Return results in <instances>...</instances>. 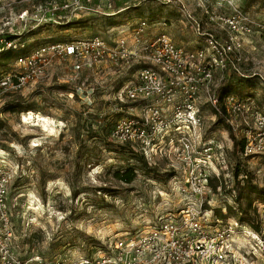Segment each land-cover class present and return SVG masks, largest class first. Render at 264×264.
<instances>
[{"label": "rangeland", "instance_id": "rangeland-1", "mask_svg": "<svg viewBox=\"0 0 264 264\" xmlns=\"http://www.w3.org/2000/svg\"><path fill=\"white\" fill-rule=\"evenodd\" d=\"M181 3L193 20L181 16ZM36 4L21 0L0 16V32L10 27L24 34L26 50L51 39L94 35L112 46L117 29L140 17L154 24L149 37L162 26L174 44H195L197 48L205 32L226 37L221 21L210 20L209 15L226 16L238 10L250 21L251 29L238 34L241 46L232 55L226 73L244 78L234 94L243 100L250 96L264 113V0H111L100 13L69 15L64 21L79 18L83 22L67 27H31ZM21 10L25 21L17 17ZM5 19L12 25L3 27ZM48 66L41 77L18 93L0 97V168L12 173L5 196L10 246L21 260L37 257L45 264H92L111 252L115 241L149 230L156 215L183 208L184 195L176 186L182 185L184 178L176 162L158 154L149 163L154 169L148 173L138 170L130 183L113 176L116 168L130 160L116 149L105 128L130 105L117 97V91L133 77L138 63L114 64L105 59L74 71L70 60L53 59ZM13 68L11 59L0 66V70ZM13 100L31 107L5 109ZM202 113L206 135L223 145V158L208 168V177L218 187H210L201 206L202 211L211 210L204 215L203 224L211 230L236 220L225 207L234 204L229 189L236 160L229 131L213 124L216 115L209 104L202 107ZM233 134L244 136V128L236 126ZM250 142L264 145V136L252 137ZM258 149L238 155L247 160L254 181L264 187V149ZM171 170L174 175L168 176ZM254 205L260 231L245 225L238 229L235 241L244 263L264 264V202L255 201ZM216 209L227 216L216 221Z\"/></svg>", "mask_w": 264, "mask_h": 264}, {"label": "built area", "instance_id": "built-area-1", "mask_svg": "<svg viewBox=\"0 0 264 264\" xmlns=\"http://www.w3.org/2000/svg\"><path fill=\"white\" fill-rule=\"evenodd\" d=\"M20 1L0 0V16ZM30 1L37 3L30 17L32 27L59 23L83 11L100 13L111 0ZM24 13V10L17 13L22 21H25ZM179 13L193 20L183 3ZM209 18L221 21L220 28L226 37L222 39L205 32L200 47L195 49L175 45L164 32L149 37V23L138 18L132 25L117 29L112 46L97 35L44 43L15 56L13 70L0 72L1 97L18 93L41 77L53 59L70 60L74 71L105 59L114 64H139L133 77L117 91V97L130 105L125 114L112 123L109 137L115 142L127 143L148 163L155 154L176 162L184 178L183 184L176 186L184 195L183 208L156 215L149 230L115 241L109 249L111 252L100 255L92 264H246L241 247L235 241L243 225L236 220L211 230L203 225L204 215L211 212L201 210L205 195L210 191L208 168L217 158H223V145L207 136L202 128L201 105L207 103L218 109L215 89L233 63L232 55L241 46L238 34L249 33L250 21L238 10L226 16L209 15ZM8 24L12 22L5 19L3 27ZM6 35L14 37L6 38ZM24 45L20 32L10 27L0 32V50L18 51ZM225 109L230 126L234 130L236 126L244 128V153L264 149V145L250 142L252 137L264 136V113L255 107L252 98L243 100L229 95ZM11 176L12 173L0 168V264H45L37 257L21 260L11 249L12 233L5 200Z\"/></svg>", "mask_w": 264, "mask_h": 264}, {"label": "trees", "instance_id": "trees-1", "mask_svg": "<svg viewBox=\"0 0 264 264\" xmlns=\"http://www.w3.org/2000/svg\"><path fill=\"white\" fill-rule=\"evenodd\" d=\"M110 16V15H109ZM144 18V17H140ZM148 23H150V19L144 18ZM81 23L83 22L79 18H72L67 21H62L59 23H44V24H38L40 26H46L50 24H58V25H64L67 27V25H72L74 23ZM14 35H6V38H13ZM20 37L25 41V45L23 48L19 49L18 51L10 50V49H2L0 50V66H2L3 63H6V60L11 59L13 61L14 57L17 56L19 53H27L30 51V48L26 50V42L27 38L24 34L20 33ZM75 39V38H73ZM201 39H203V36H201ZM72 39L67 40H47L40 44L44 43H51V42H68ZM37 44V45H40ZM35 45V46H37ZM199 45V44H198ZM200 47V45L198 46ZM5 70L6 69H2ZM0 70V72L2 71ZM244 78L243 77H236L235 73L233 74H225L223 80L220 82L218 87L215 89V97L217 100V107L218 109L215 110L211 106V111L216 115V118L213 122L215 125L221 124L223 127H225L230 134V138L233 143V152L235 154V164L232 169V176H233V185L229 189L230 196L233 199V205H224L229 213H234L233 216L236 218V221L238 224L247 226L251 228L252 230L258 232L261 229L260 222L256 220V214L257 209H255V201L264 202V187L259 186L254 181V176L252 171L248 168L247 160L244 159L241 155L244 154V146H245V138L244 136L241 137H235L233 134V128L230 126L226 119L227 110L225 109V99L229 95H236V87L242 82ZM121 86V85H120ZM119 86V87H120ZM250 97V96H248ZM21 102L18 100H13L10 102H7L5 104V109L8 110H19L21 107L25 109H30L31 106H20ZM204 105H207V103L201 105V109ZM118 116L107 125L105 130L107 131L109 135V129L112 125V123L118 119L121 115L125 114L121 111V113H117ZM116 149L120 152H124L128 155L127 159L130 161H127L124 163L120 168H116L113 171V176L119 180L123 181V183H130V181L133 180L134 176L136 175V172L138 170H141L142 172H150L154 168H152L148 162H146L145 158L140 152L134 151L130 146H128L127 143L124 142H116ZM241 154V155H238ZM168 176H171L173 174V170L168 171ZM209 188L212 187L213 190H216L218 185L214 184L212 179L209 178L208 180ZM236 211V212H235ZM214 213L218 219H222L223 217H226L227 214H223L221 210H214Z\"/></svg>", "mask_w": 264, "mask_h": 264}, {"label": "crops", "instance_id": "crops-1", "mask_svg": "<svg viewBox=\"0 0 264 264\" xmlns=\"http://www.w3.org/2000/svg\"><path fill=\"white\" fill-rule=\"evenodd\" d=\"M153 26H154V24H152V23L149 24L148 29H147V30H148V31H147L148 33H147V34H150V33L152 32L151 30L153 29ZM158 30H159L158 32H164V33H166L165 30H164V28H163L162 26L159 27ZM158 32H157V33H158ZM172 42H173V41H172ZM173 43H174V42H173ZM175 45L178 46V44H175ZM183 46H184L185 48H187V49H193V47L195 46V44H193V45L186 44V46H185V45H183ZM183 46H182V47H183ZM194 48H196V47H194ZM197 48H198V47H197Z\"/></svg>", "mask_w": 264, "mask_h": 264}]
</instances>
